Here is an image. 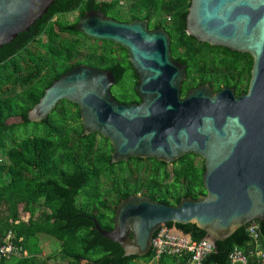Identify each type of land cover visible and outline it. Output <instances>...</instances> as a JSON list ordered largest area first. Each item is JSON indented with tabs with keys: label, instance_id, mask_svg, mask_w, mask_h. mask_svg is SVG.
<instances>
[{
	"label": "trees",
	"instance_id": "16d2710c",
	"mask_svg": "<svg viewBox=\"0 0 264 264\" xmlns=\"http://www.w3.org/2000/svg\"><path fill=\"white\" fill-rule=\"evenodd\" d=\"M119 3L120 0H54L29 30L0 47V152L6 158L0 162V243L10 232L12 242L21 250L19 256H0V264L45 263L51 257L41 256L37 245L40 234L60 242V256L66 261L54 264H182L187 257L162 255L152 260L151 250L143 257L126 256L119 244L97 232L87 216L94 217L103 229H111L117 202L130 194L139 192L166 204H176L185 196L197 198L205 193L203 158L186 153L171 163V170L153 158L131 157L112 163L110 142L98 133L83 135L79 108L65 99L57 103L47 119L36 123L46 126L44 134H13L18 125L30 122L27 111L52 80L78 64L111 70L122 91V97L117 99L126 104L139 100L134 89L137 77L126 56L122 61L113 59L110 64L102 59L104 55L94 58L80 42L81 37L90 38L75 28L85 10L92 8L122 19ZM189 4L190 0H132L128 17L123 19L145 17L149 27H155L171 17L165 26L171 35V54L186 67L182 96L189 88L203 83H209L214 91L232 87L237 95L245 92L252 57L199 42L186 34ZM71 11H78L73 22L51 21ZM41 35L48 41H42ZM96 42L103 44L102 50L125 52L113 42ZM11 116H22L24 122L6 124ZM255 222L260 231L258 242L242 226L217 241L201 264H231L229 255L235 247L247 256L246 264H263L256 251L264 249V222ZM173 225L169 222L166 227ZM175 227L193 241L206 235L192 223H177Z\"/></svg>",
	"mask_w": 264,
	"mask_h": 264
},
{
	"label": "water",
	"instance_id": "95a60500",
	"mask_svg": "<svg viewBox=\"0 0 264 264\" xmlns=\"http://www.w3.org/2000/svg\"><path fill=\"white\" fill-rule=\"evenodd\" d=\"M54 0H0V47L29 30ZM147 19L118 21L89 10L75 28L87 38L107 40L127 51L139 103L124 104L111 94L116 79L109 69L78 64L44 89L27 111L30 122L47 119L65 99L77 104L82 134L98 133L111 146L110 161L153 158L166 164L186 153L203 158L205 193L166 204L135 193L120 199L113 227L94 228L119 244L124 255L146 256L155 232L171 222L195 224L215 244L238 228L264 222V0H190L186 34L197 41L252 57L245 92L214 91L209 83L181 87L186 67L171 54L170 34L148 29ZM24 122L11 116L6 124Z\"/></svg>",
	"mask_w": 264,
	"mask_h": 264
},
{
	"label": "built area",
	"instance_id": "2783aa9c",
	"mask_svg": "<svg viewBox=\"0 0 264 264\" xmlns=\"http://www.w3.org/2000/svg\"><path fill=\"white\" fill-rule=\"evenodd\" d=\"M249 237L256 243L259 240V226L257 222L246 225ZM215 245L203 238L200 241H193L189 234L176 233L170 228L162 226L159 228L151 241L152 260L162 255L187 256L182 264H201L203 258L213 251ZM20 247L12 242V234H6L3 242L0 243V256H19ZM256 255L264 264V249L256 251ZM231 264H246L247 256L238 248H234L229 255Z\"/></svg>",
	"mask_w": 264,
	"mask_h": 264
},
{
	"label": "rangeland",
	"instance_id": "374dc122",
	"mask_svg": "<svg viewBox=\"0 0 264 264\" xmlns=\"http://www.w3.org/2000/svg\"><path fill=\"white\" fill-rule=\"evenodd\" d=\"M99 1H109V0H99ZM131 2H132V0H120L118 8H119L120 16L122 18L128 17L129 6H130ZM76 14H77V11H73V12L68 13V14L63 13V14H60V15L54 17V20L73 22L76 19ZM63 37L69 38L71 36L63 34ZM45 39L46 38L43 37L42 40H45ZM80 39H81V41H80L81 46L85 45L87 48L90 46V43L93 42L90 39H85L82 37ZM33 46H38V45L34 43ZM56 66L57 67L60 66L59 62L56 63ZM45 71H44V73H45ZM111 93H113L114 95L115 94L118 95V94H122V91H121L120 87L113 85L111 87ZM45 131H46L45 125L36 124V122H29V123H23V124L18 125L13 130V134L16 136H19V137H33V136H37V135H42V134H44ZM96 138L98 139L99 136H96ZM5 161H6V158H4L0 152V162H5ZM167 169L171 170V163L167 164ZM37 245L41 249L42 258H45L47 256L51 257L50 259H47L46 262L43 264H54L55 261H58V262H65L66 261V260L62 259L60 256V252H59L60 242L57 239H55L54 237H51V236L45 235V234H40L37 237ZM9 260H11V258H9Z\"/></svg>",
	"mask_w": 264,
	"mask_h": 264
},
{
	"label": "flooded vegetation",
	"instance_id": "af4514ba",
	"mask_svg": "<svg viewBox=\"0 0 264 264\" xmlns=\"http://www.w3.org/2000/svg\"><path fill=\"white\" fill-rule=\"evenodd\" d=\"M89 10H100V9H89ZM89 10H85V12L86 11H89ZM101 11V10H100ZM71 12H73V11H71ZM71 12H67V13H64V14H68V13H71ZM84 12V13H85ZM102 12V11H101ZM105 14V13H104ZM105 15H107V14H105ZM78 16V11H77V14H76V17ZM107 16H110V15H107ZM110 17H112V16H110ZM112 18H114V17H112ZM161 18V17H160ZM115 20H118V21H126V20H124L123 18V20L122 19H117V18H114ZM135 19H147V18H135ZM148 20V19H147ZM51 21H55L54 20V18L51 20ZM132 21V20H131ZM127 22H130V21H127ZM171 22V17L170 16H168L167 17V20L165 21V22H162V26H155V27H149V22L147 21V27H148V29H155V28H163V29H165L168 33H169V31L166 29V25L167 24H169ZM43 37H45L46 39L45 40H42V41H44V42H46V41H48V38L45 36V35H41V37H40V39H43ZM170 37H171V35H170ZM91 39V38H90ZM93 42L92 43H90V46L88 47V49L91 51V53H92V56L94 57V58H100V57H102V55H104V57L102 58L103 60H105L107 63H109L110 64V62L113 60V59H115L116 61L117 60H119V61H122L123 60V58H124V56H126V58H127V51L125 50V52H123L121 49H116L114 52L113 51H110V50H102V46H103V44L102 43H100V42H96V40L95 39H91ZM93 45V46H92ZM111 47V46H110ZM109 48V47H108ZM170 49H171V44H170ZM90 66H93V65H90ZM94 67H97V66H94ZM98 68H100V67H98ZM102 69H107V68H102ZM115 86H116V83L114 84ZM112 94V96L117 100V101H119L118 99H117V97H122L121 96V94H113V93H111ZM139 98V97H138ZM119 102H121V101H119ZM140 102V98H139V100L138 101H132L131 103H139ZM122 103V102H121ZM124 104H126V103H124ZM127 104H129V103H127ZM139 193V192H138Z\"/></svg>",
	"mask_w": 264,
	"mask_h": 264
}]
</instances>
